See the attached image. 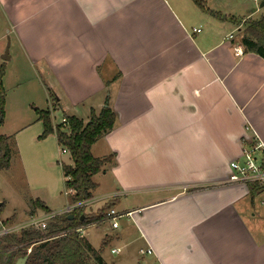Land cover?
Wrapping results in <instances>:
<instances>
[{
    "label": "crops",
    "instance_id": "0c3cea01",
    "mask_svg": "<svg viewBox=\"0 0 264 264\" xmlns=\"http://www.w3.org/2000/svg\"><path fill=\"white\" fill-rule=\"evenodd\" d=\"M201 1L209 12L193 0H0V53L9 40L6 61L18 55L37 67L50 117L86 122L109 97L116 122L95 157L114 154L103 174L114 179L112 198L148 195L125 211L135 239L152 250L138 264H264V194L226 183L242 147L255 136L264 143V59L238 39L263 7L254 0L259 9L232 16ZM35 120L29 140L45 158L46 146L59 144L54 133L40 139ZM44 188L52 197L36 199L48 213L62 210L54 186ZM104 222L82 226V236ZM125 228H112L109 241L124 242Z\"/></svg>",
    "mask_w": 264,
    "mask_h": 264
},
{
    "label": "rangeland",
    "instance_id": "374dc122",
    "mask_svg": "<svg viewBox=\"0 0 264 264\" xmlns=\"http://www.w3.org/2000/svg\"><path fill=\"white\" fill-rule=\"evenodd\" d=\"M259 3L254 0L207 1L208 6H214L223 14L227 13L232 16H246L255 9H259ZM241 5L245 6L243 10H241ZM262 7V13L254 14L252 19H258L264 14V6ZM245 28L246 25L243 22L240 33L238 34V39L244 34ZM6 45L7 42L5 48ZM5 48L4 51L0 53V66H3L4 69L1 77L4 90V104L2 115H0V135L8 137V148L11 158L9 168L0 170V236L20 233L18 229L19 225L27 222L30 218V201L39 197L44 199L52 197V195L49 196L48 192L45 191L46 188H44L45 184L48 182L54 186L57 192V195L52 200L54 207H66L68 196H66L65 193V180L62 176L61 168L62 165L70 164V158L59 152L60 144L57 147L55 144H52L51 148L46 146L45 152L47 157L45 158L36 155L35 152L36 149L38 150L39 146L31 144L29 139L36 128V124L33 122L36 121L35 119L37 118L38 111L35 109H47L46 90L44 87L47 82H45L44 78L38 73L37 67L21 56H13L10 61L2 60L1 57L5 52ZM13 49L14 47L12 50ZM51 99L54 100L53 97ZM79 111H81V113L78 114V116H83V108ZM63 117L61 111L52 112L51 122L53 121V125H60ZM28 123H33V126L30 127L29 130L19 132L20 129L25 127ZM101 145V141H97L91 148L93 156L98 155L99 150L97 148ZM27 149H29L28 152H26ZM57 149L59 156L57 155ZM49 153L50 156L51 154L53 155L51 160L48 159ZM106 169L108 168L106 167ZM104 171L102 170L92 176L93 181L97 183V188L94 190L93 196L100 195L104 197L107 196V198L105 197V199L100 202L94 203L91 207L92 209H86L84 213L86 215L92 214L100 206L104 205L105 202H108V200H113L111 208L115 209L116 212L121 215L117 220L119 226L118 231L121 232L126 226V239L124 242H117L115 238L112 242L109 241L107 245L101 249L102 261L105 264H138L141 258L149 261L151 258L150 255L139 254V249L143 248L144 250L145 245L142 240H137L135 236H133V217L125 216L126 210L131 209L140 202H146L148 200V195L144 193L134 195L129 192L126 195L112 198L110 194L115 192L117 188L114 186V179L109 174V171L106 175H103ZM46 175L50 177L48 182ZM40 177H42L44 181L40 182ZM96 207L98 208L96 209ZM40 214L45 213L41 212ZM8 220L10 221L9 225H4V222ZM52 221L53 219L47 221L46 227ZM103 221L105 222L100 223V225L89 227L83 231V236L87 237V241H89L90 245L96 250L101 247L102 240L108 241L111 238L110 235L113 236L117 232L111 228V222L109 220ZM127 226L130 227L128 228ZM9 231L12 233H9ZM105 233H108L109 236L105 237ZM112 248H119L120 252L111 253Z\"/></svg>",
    "mask_w": 264,
    "mask_h": 264
},
{
    "label": "trees",
    "instance_id": "16d2710c",
    "mask_svg": "<svg viewBox=\"0 0 264 264\" xmlns=\"http://www.w3.org/2000/svg\"><path fill=\"white\" fill-rule=\"evenodd\" d=\"M194 3L205 12L201 0H193ZM264 0H260V3ZM246 28L240 38V45L245 52L253 53L264 59V15L258 19H247L244 21ZM3 66H0V115L4 104V90L1 77ZM38 119L41 121L43 131L39 138L54 133L51 124V111L49 109L37 110ZM66 126H56V137L58 144L65 147L71 159V164L62 165L64 186L68 192L70 204L89 201L93 198V192L97 183L92 176L114 163V154L105 157H95L91 153L92 145L102 136L112 130L116 122V113L110 107L109 97L106 96L104 105L98 110H90L88 120L74 115H66ZM10 151L8 148V137L0 135V170L8 169L10 166ZM250 196L253 198L260 193L256 185L247 186ZM111 201V202H109ZM112 200H108L94 213L86 215L85 208L79 207L70 213L55 216L45 230L22 229L19 234L4 235L0 238V248L7 253V263L14 264L19 257L27 256L24 264H105L100 252L108 241L102 240L101 247L94 249L87 239L76 231L78 228L90 223L105 220L106 212L111 208ZM32 211L41 209L44 213L49 210L38 199L31 200ZM73 218L69 219L68 215ZM80 215L83 219L79 220ZM5 221L4 225H9ZM30 248V252L27 249Z\"/></svg>",
    "mask_w": 264,
    "mask_h": 264
},
{
    "label": "built area",
    "instance_id": "2783aa9c",
    "mask_svg": "<svg viewBox=\"0 0 264 264\" xmlns=\"http://www.w3.org/2000/svg\"><path fill=\"white\" fill-rule=\"evenodd\" d=\"M198 31V30H197ZM236 55L241 54V51L237 49L235 51ZM53 122V121H52ZM65 117L62 118L60 125L66 126ZM54 134L56 135V126L53 125ZM59 152L62 154H68V151L65 147L60 146ZM61 165V164H60ZM229 174L226 179V183H239L244 186H248L250 184H254L259 189L260 193L264 194V143L257 137L253 138V140L242 147L241 154L239 159L233 160L228 164ZM66 195H68V191H66ZM87 202V201H86ZM85 202L68 204L62 210L56 213H45L40 215H33L29 218V220L23 224H20L18 229L21 231L22 229H36V230H44L47 224V221L53 219L55 216L67 214L71 211L83 207ZM133 212H126L125 216H131ZM121 215L116 212L115 209L110 208L106 212L105 220H109L111 222L112 228L118 227V218ZM80 236L81 229L78 228L76 230ZM9 233H12L9 231ZM27 252H30V248L27 249ZM111 252L118 253L119 249H114ZM139 253L141 255L150 254L152 250L148 249H140Z\"/></svg>",
    "mask_w": 264,
    "mask_h": 264
},
{
    "label": "water",
    "instance_id": "95a60500",
    "mask_svg": "<svg viewBox=\"0 0 264 264\" xmlns=\"http://www.w3.org/2000/svg\"><path fill=\"white\" fill-rule=\"evenodd\" d=\"M260 6H264V2H261V3H260ZM8 46H9V40L7 41V47H6V49H5L4 55L2 56V59H4V60H7V59H8ZM0 120H1V116H0ZM83 217H84L83 215H80L79 220H82ZM68 218H69V219H72V218H73V215H72V214H69V215H68ZM26 259H27V256L19 257V258L15 261L14 264H24L25 261H26Z\"/></svg>",
    "mask_w": 264,
    "mask_h": 264
},
{
    "label": "flooded vegetation",
    "instance_id": "af4514ba",
    "mask_svg": "<svg viewBox=\"0 0 264 264\" xmlns=\"http://www.w3.org/2000/svg\"><path fill=\"white\" fill-rule=\"evenodd\" d=\"M2 236H0L1 238ZM1 244V243H0ZM1 246V245H0ZM7 253L3 252L0 248V264H6L7 262Z\"/></svg>",
    "mask_w": 264,
    "mask_h": 264
}]
</instances>
